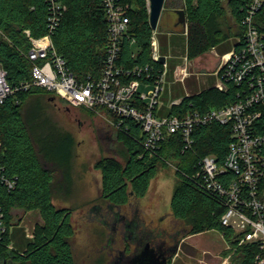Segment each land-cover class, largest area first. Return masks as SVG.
<instances>
[{
	"label": "trees",
	"instance_id": "16d2710c",
	"mask_svg": "<svg viewBox=\"0 0 264 264\" xmlns=\"http://www.w3.org/2000/svg\"><path fill=\"white\" fill-rule=\"evenodd\" d=\"M61 1L68 5V10L53 34L57 51L78 78L100 76L109 43L102 0ZM129 1L134 4L131 35L136 43L126 40L122 57L130 66L149 63L160 67L152 57L154 29L150 24L149 1ZM250 2L186 0L188 57L194 59L213 49L225 54L237 45V37L245 32L242 19ZM48 14L47 0H0V64L8 70L12 84L32 78L33 65L26 55L32 42L26 30L35 37L46 34ZM256 23L264 31V6L256 16ZM172 33L169 31L173 42ZM161 34L158 33L161 49L166 54V38ZM176 65L170 63L172 73ZM237 91L235 85L228 91L209 87L185 96L180 104L172 107V112L181 116L196 110L204 113L236 101ZM41 96L57 98L45 88L35 86L18 91L0 105V169L16 179L13 189L0 181V209L7 225V230L0 234V264H78L72 245L73 207H57L54 202L56 197L65 198L73 191L76 141L72 133L57 129L36 111L32 99ZM104 111L118 120L109 110ZM193 136L194 144L187 148L181 132L169 134L151 152L144 145L141 125L130 118L123 119L117 128V143L124 163L110 156L98 162L103 175L102 199L118 206L127 205L133 196L146 195L161 167L173 164L177 182L171 212L187 229V235L219 230L230 245L232 264H260L256 259L259 245L256 242L238 244L236 232L221 221L226 210L224 200L194 178L204 156L213 154L219 159L226 156L232 140L231 127L217 122L198 125ZM16 210H39L43 222L37 223L32 237L21 225L23 218L14 222Z\"/></svg>",
	"mask_w": 264,
	"mask_h": 264
},
{
	"label": "built area",
	"instance_id": "2783aa9c",
	"mask_svg": "<svg viewBox=\"0 0 264 264\" xmlns=\"http://www.w3.org/2000/svg\"><path fill=\"white\" fill-rule=\"evenodd\" d=\"M47 1V33L35 37L26 30L32 42L26 53L33 65L32 78L12 84L8 70L0 64V105L18 91L42 87L69 106H82L98 113L109 110L118 118L110 117L117 128L125 118L134 120L141 125L144 145L151 152L172 133L181 132L189 148L195 141L196 126L212 122L230 126L232 140L226 156L223 159L213 154L204 156L194 178L224 200L222 223L236 232L239 245L256 242L260 249L256 259L264 264V31L256 23L264 0H251L242 19L245 32L237 37L239 43L227 53L219 54L220 77L216 87L228 91L235 85L237 100L204 113L196 110L184 116L172 112V107L182 101L178 99L171 101L167 114L158 113L171 55L162 52L157 29L153 30L151 39L152 57L160 67L149 63L130 66L122 57L124 42L136 43L131 35L134 8L131 1L102 0L109 36L107 56L102 74L86 79L71 72L53 41L68 5L61 0ZM162 56L166 57L165 61L161 60ZM173 74L175 81H184L191 74L188 62L176 65ZM1 144L0 139V148ZM0 181L9 189L15 188L16 179L3 174L1 169ZM6 230L5 214L0 209V234Z\"/></svg>",
	"mask_w": 264,
	"mask_h": 264
},
{
	"label": "rangeland",
	"instance_id": "374dc122",
	"mask_svg": "<svg viewBox=\"0 0 264 264\" xmlns=\"http://www.w3.org/2000/svg\"><path fill=\"white\" fill-rule=\"evenodd\" d=\"M186 0H166L158 33L165 35L166 54L172 59L185 46L172 42L169 31L182 29L175 26L183 9L188 18ZM150 12V7H149ZM161 34V35H163ZM211 50L194 58H217ZM220 58V57H218ZM200 69V66L195 68ZM202 71V70H201ZM200 71L198 70V73ZM43 118L59 130L73 134L76 141V159L72 193L65 198H55L57 207H73L72 221L75 234L72 245L78 264H119L124 255L132 253L137 243L146 241L154 234L156 238L172 245L177 233L182 236V222L171 213V200L177 182L176 166L161 167L152 179L143 197L133 196L128 205L118 206L100 198L102 191V169L98 162L105 156L115 157L124 163L119 154L117 127L106 112L93 113L82 106H69L64 101L49 96L32 99ZM15 220L22 217L21 225L33 236L34 229L43 218L39 210L15 213ZM125 220V221H124ZM174 225L177 227L174 228ZM158 241V240H157ZM178 254L171 264H232L233 256L224 234L216 229H208L187 235L180 243Z\"/></svg>",
	"mask_w": 264,
	"mask_h": 264
},
{
	"label": "crops",
	"instance_id": "0c3cea01",
	"mask_svg": "<svg viewBox=\"0 0 264 264\" xmlns=\"http://www.w3.org/2000/svg\"><path fill=\"white\" fill-rule=\"evenodd\" d=\"M175 26L179 27L182 25V29L178 30V28L172 31L174 34L173 38L176 43H180V45L185 46V49H182L180 53L177 52L172 59H169L170 63L185 64L188 62L191 74L186 77L184 81H175L174 74L169 70L167 82L165 83V90L161 96V104L158 109V113L160 115L167 114L171 109V101L174 99H178L179 101L183 100L185 96L198 94L204 89L209 87L216 86L219 81V68H220V58L219 52L216 49H213L218 57L208 59H200L197 63L195 59H190L187 55V24L177 23ZM196 66H200V69H195ZM198 70L200 71L198 73Z\"/></svg>",
	"mask_w": 264,
	"mask_h": 264
},
{
	"label": "water",
	"instance_id": "95a60500",
	"mask_svg": "<svg viewBox=\"0 0 264 264\" xmlns=\"http://www.w3.org/2000/svg\"><path fill=\"white\" fill-rule=\"evenodd\" d=\"M165 2L166 0H149L150 24L153 29H157L159 26ZM177 12L180 15L177 23L187 24V15L185 10L178 9ZM165 59L166 57L162 56L161 60L165 61ZM55 99V96L51 97V100ZM17 211L19 210L14 211V214ZM20 218L18 220H14V222L19 221ZM182 233V236H180V233H177V240L171 246L165 244V241L159 240L153 234V236L151 238H147L146 241L144 240L137 243V248L132 253L125 254L124 260H122L119 264H171L173 257L178 254L181 241L187 235V229H183ZM1 264H6V262H2Z\"/></svg>",
	"mask_w": 264,
	"mask_h": 264
},
{
	"label": "flooded vegetation",
	"instance_id": "af4514ba",
	"mask_svg": "<svg viewBox=\"0 0 264 264\" xmlns=\"http://www.w3.org/2000/svg\"><path fill=\"white\" fill-rule=\"evenodd\" d=\"M100 198L102 199V191H101V194H100ZM102 200H103V199H102ZM129 203H130V202H129ZM129 203H128V204H129ZM128 204H127V205H128ZM171 213H172V212H171ZM172 215H173V214H172ZM175 227H177V225H174V228H175ZM75 258H76V257H75Z\"/></svg>",
	"mask_w": 264,
	"mask_h": 264
}]
</instances>
